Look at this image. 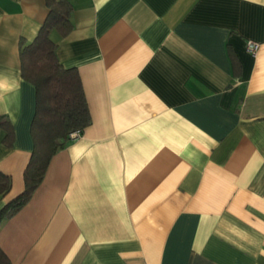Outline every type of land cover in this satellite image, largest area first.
<instances>
[{
  "label": "crops",
  "instance_id": "0c3cea01",
  "mask_svg": "<svg viewBox=\"0 0 264 264\" xmlns=\"http://www.w3.org/2000/svg\"><path fill=\"white\" fill-rule=\"evenodd\" d=\"M69 1L73 28L51 38L91 123L0 224L12 264H264V0ZM47 11L0 0V115L14 130L5 147L0 128V208L33 148L19 40Z\"/></svg>",
  "mask_w": 264,
  "mask_h": 264
},
{
  "label": "trees",
  "instance_id": "16d2710c",
  "mask_svg": "<svg viewBox=\"0 0 264 264\" xmlns=\"http://www.w3.org/2000/svg\"><path fill=\"white\" fill-rule=\"evenodd\" d=\"M48 8L45 19L31 42L19 40L20 71L22 78L35 89L36 104L30 133L33 148L23 170V190L0 208V224L13 217L31 199L42 182L52 156L63 149L70 133L83 130L91 123V116L78 70L64 67L57 56V43L51 33L65 37L73 28V10L69 0H44ZM234 75L240 73V62L230 52ZM4 131L2 144L11 147L14 130L7 116L0 115ZM10 175L0 171V196L11 188ZM0 264H12L0 247Z\"/></svg>",
  "mask_w": 264,
  "mask_h": 264
},
{
  "label": "built area",
  "instance_id": "2783aa9c",
  "mask_svg": "<svg viewBox=\"0 0 264 264\" xmlns=\"http://www.w3.org/2000/svg\"><path fill=\"white\" fill-rule=\"evenodd\" d=\"M258 43L252 40H247L245 43V47L247 49L248 52H250L251 54H255L257 49H258ZM81 133H79L78 131H73L70 133V138L73 140L77 137L80 136Z\"/></svg>",
  "mask_w": 264,
  "mask_h": 264
}]
</instances>
